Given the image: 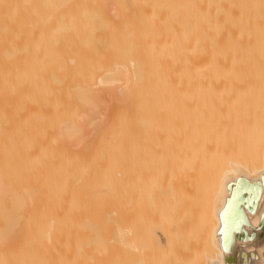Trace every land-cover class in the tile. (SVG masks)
<instances>
[{
  "label": "bare ground",
  "instance_id": "6f19581e",
  "mask_svg": "<svg viewBox=\"0 0 264 264\" xmlns=\"http://www.w3.org/2000/svg\"><path fill=\"white\" fill-rule=\"evenodd\" d=\"M118 259L264 264V0H0V264Z\"/></svg>",
  "mask_w": 264,
  "mask_h": 264
},
{
  "label": "rangeland",
  "instance_id": "374dc122",
  "mask_svg": "<svg viewBox=\"0 0 264 264\" xmlns=\"http://www.w3.org/2000/svg\"><path fill=\"white\" fill-rule=\"evenodd\" d=\"M122 261H123V259H118L117 261L116 260H113V262L111 263V264H113V263H115V264H118V262H119V264H125V261H123V263H122ZM90 262H91V260H90ZM90 262H83L84 264L86 263V264H93V263H90ZM94 262V261H93ZM105 262H107V264H109V262L108 261H105ZM68 263V262H67ZM97 264V263H99L100 264V261H96V262H94V264ZM101 263H103V264H106V263H104L103 261H101Z\"/></svg>",
  "mask_w": 264,
  "mask_h": 264
}]
</instances>
